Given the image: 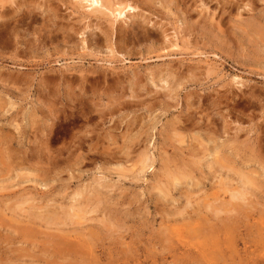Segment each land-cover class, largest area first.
I'll list each match as a JSON object with an SVG mask.
<instances>
[{
  "label": "rangeland",
  "instance_id": "obj_1",
  "mask_svg": "<svg viewBox=\"0 0 264 264\" xmlns=\"http://www.w3.org/2000/svg\"><path fill=\"white\" fill-rule=\"evenodd\" d=\"M103 4L0 0V264H264V0Z\"/></svg>",
  "mask_w": 264,
  "mask_h": 264
},
{
  "label": "bare ground",
  "instance_id": "obj_2",
  "mask_svg": "<svg viewBox=\"0 0 264 264\" xmlns=\"http://www.w3.org/2000/svg\"><path fill=\"white\" fill-rule=\"evenodd\" d=\"M87 2H90V5H92V6H96V5H102L103 7H104V2H105V0H86ZM122 4V3H121ZM134 4V3H133ZM132 3H126V5H125V3L123 4L124 5V7H122V8H120V9H118V10H115V12H114V15H115V17H117L118 18V16H122V15H124L125 13H126V9H128L129 11L130 10H135L137 7H135L134 5H133ZM97 12V11H96ZM111 12V11H110ZM105 13V12H104ZM112 14H113V12H112ZM127 16V15H126ZM149 159H150V157H149ZM232 194V198H242V197H244L245 195H244V193L242 192V191H236V192H232L231 193ZM244 195V196H243ZM244 199V198H243ZM211 204V203H210ZM225 204V203H224ZM238 204V203H237ZM191 205H193V204H191ZM208 205V204H207ZM241 206V205H240ZM224 208V207H223ZM222 208V209H223ZM217 209H219V208H217ZM222 209H220V210H222ZM236 209V208H235ZM230 210V209H229ZM236 211V210H235ZM226 212V211H225ZM61 225V224H60ZM199 253V252H198Z\"/></svg>",
  "mask_w": 264,
  "mask_h": 264
}]
</instances>
